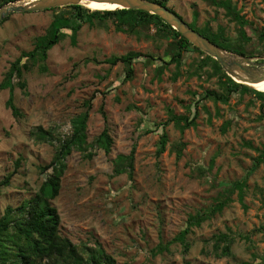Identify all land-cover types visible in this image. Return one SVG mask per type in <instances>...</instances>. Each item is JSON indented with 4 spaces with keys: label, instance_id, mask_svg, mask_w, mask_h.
Masks as SVG:
<instances>
[{
    "label": "rangeland",
    "instance_id": "obj_1",
    "mask_svg": "<svg viewBox=\"0 0 264 264\" xmlns=\"http://www.w3.org/2000/svg\"><path fill=\"white\" fill-rule=\"evenodd\" d=\"M232 1L250 21L246 31L255 60L264 61L258 38L264 31V0ZM169 6L198 27L224 26L227 35L238 36L240 25L206 0H169ZM62 11L69 14L67 8H51L14 13L0 23V179L21 160L11 184L0 187V216L8 206L18 212L51 175L52 168L43 166L55 159L60 142L72 133V120L92 99L86 147H74L68 155L60 194L52 201L63 235L84 254L101 245L117 264H183L185 259L190 264H264V162L257 161L264 151L261 99L240 91L227 103L208 98V90L223 92L225 78L203 65L198 51L184 54L174 79L175 63L149 56L169 59V41L153 36V27L137 36L116 30L113 20L84 22L76 43L67 35L44 62L23 70L25 89L19 77L13 79L15 104L23 112L13 116L6 106L10 90L1 87L6 73ZM130 51L143 56L134 60L133 78L126 79L122 62L105 60ZM171 114L196 117V125L182 132ZM106 127L113 139L108 154L96 144ZM39 129L50 133L48 139L38 135ZM164 134L167 142L159 155ZM131 153L132 174H116L118 157ZM235 181H246L245 205L236 190L222 210L192 227L188 251L173 242L170 251L154 254L187 226L190 214H209ZM221 233L229 236L231 255L216 254Z\"/></svg>",
    "mask_w": 264,
    "mask_h": 264
},
{
    "label": "trees",
    "instance_id": "obj_2",
    "mask_svg": "<svg viewBox=\"0 0 264 264\" xmlns=\"http://www.w3.org/2000/svg\"><path fill=\"white\" fill-rule=\"evenodd\" d=\"M10 1L16 0H0V6ZM154 1L169 7L183 18V16L169 6V0ZM206 1L216 7L224 8L226 15L240 25L238 36L233 38L227 35L224 26H218L216 30L212 29L208 24L203 27H198L195 23L196 20L188 22L189 25L227 50L251 57L256 56L254 55V51L250 49L252 36H249L246 31V25L250 24V21L246 19L245 15H242L241 9L238 8L232 0ZM61 8H67L69 14L62 11L54 15L46 33L36 37L34 48L31 51H23L20 57L11 64L1 84L2 88H9L10 90L6 106L11 110L13 116H23V112L15 104V87L13 83L15 77L20 78L18 84L25 89L26 83L21 81V77L23 75V70L30 68V64L44 62L47 59L49 50L67 35L71 37L73 43H76L77 34L84 22L93 24L96 20L100 22L113 20L115 28L118 31L141 36L144 30L153 27L155 29L153 36L160 39H168L169 50L166 51L165 55L169 56V59H165V57L161 56L155 57L152 54L149 56L161 60L166 65L175 63L177 71L173 77L174 79L180 74L179 69L182 65L184 54L192 50L198 51L203 55L201 60L203 65L210 64L214 68V71L220 75L221 79L225 78V80L221 82L223 92L208 90L206 96L212 98L215 102L221 101L227 103L233 92H254L256 96L261 99L262 117L264 118V91L235 81L226 73L215 58L192 44L160 16L149 11L132 8L90 11L88 7L81 4H71L65 7L52 8V10ZM197 17L198 13H195V19ZM9 18L10 16L4 21ZM258 38L264 43V31L259 33ZM262 54H264V52ZM140 56H143V53L130 51L122 55H112L105 61L112 65L122 62L126 68V79H132L134 76V60ZM163 69L164 67L158 69V76L162 74ZM91 100L86 102L87 110L80 113L72 120V133L60 142V148L57 151L55 159L50 164L43 166L42 170L52 168L51 175L41 183L39 189L31 197L18 207V212L8 206L4 215L0 216V264H117L116 259L111 254L107 253L101 245L90 248L87 254L81 252L78 246L69 237L62 234L60 230L61 216L57 207L52 203L60 194L61 179L67 168L66 159L68 155L71 154L74 147H77L81 151L86 147L87 122L92 104ZM102 113L104 117H106L104 109H102ZM170 120L174 121L175 125L182 132L196 125V117L190 119L188 115L171 114ZM221 128L222 131L225 132L228 125L225 124ZM39 130L38 135L43 139H48L50 133L42 129ZM166 142L167 135L164 134L162 146L157 151L159 155L164 152ZM96 144L103 148L107 154L111 152L113 139L107 127L97 138ZM133 157V153L130 155H120L115 164L116 174H122L127 172V170L132 174ZM257 161L258 163L264 162V151L257 157ZM20 165L21 160L18 159L16 161L15 170L7 174L4 179H0V187L11 184L12 178ZM245 186L246 181L233 182L221 193L219 201L209 214L204 212L190 214L187 226L170 242L160 244L154 249V254L170 251V245L173 242H180L184 246V250L188 251L190 243L187 241V236L192 231V227L201 226L202 222L210 218L212 214L218 210H222L226 204L229 203L232 194L236 190H238L239 200L245 205ZM215 249L216 254L219 256L232 254L229 236L227 234L221 233L216 237ZM183 264H190V261L185 259ZM243 264L250 263L245 262Z\"/></svg>",
    "mask_w": 264,
    "mask_h": 264
},
{
    "label": "water",
    "instance_id": "obj_3",
    "mask_svg": "<svg viewBox=\"0 0 264 264\" xmlns=\"http://www.w3.org/2000/svg\"><path fill=\"white\" fill-rule=\"evenodd\" d=\"M83 0H29L23 3L10 1L0 6V23L14 13L36 12L71 4H81ZM115 4L118 8L141 9L163 18L192 44L215 58L226 73L235 81L250 85L264 79V61L227 50L194 29L189 23L169 7L154 0H88ZM264 60V58H263ZM251 86V85H250Z\"/></svg>",
    "mask_w": 264,
    "mask_h": 264
},
{
    "label": "bare ground",
    "instance_id": "obj_4",
    "mask_svg": "<svg viewBox=\"0 0 264 264\" xmlns=\"http://www.w3.org/2000/svg\"><path fill=\"white\" fill-rule=\"evenodd\" d=\"M82 4L93 10H111V9H118L119 7L115 4L113 5L110 3L88 1V0H83ZM250 85L257 90L264 91V79L260 82L250 83Z\"/></svg>",
    "mask_w": 264,
    "mask_h": 264
}]
</instances>
